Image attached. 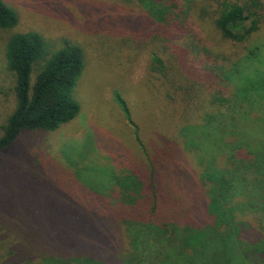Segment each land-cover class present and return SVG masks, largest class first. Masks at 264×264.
<instances>
[{
  "label": "trees",
  "instance_id": "16d2710c",
  "mask_svg": "<svg viewBox=\"0 0 264 264\" xmlns=\"http://www.w3.org/2000/svg\"><path fill=\"white\" fill-rule=\"evenodd\" d=\"M130 1L138 15L116 20L106 34L90 26L85 36L106 48L105 73L112 77L114 59L126 71L144 46L162 43L142 86L152 103L149 118L137 115L130 95L114 92L111 102L121 126L131 128L135 168L114 176L111 194L97 203L99 214L76 216L55 235L49 224L51 231L40 228L35 239L29 232L35 228L17 220L0 243L16 245L13 257L17 237L39 243L36 254L49 248L47 259L34 263L27 252L24 264H264V44L254 42L264 32V0ZM17 25L0 0L14 98L0 155L24 132L54 133L77 119L75 90L90 62L81 45L65 40L50 49L36 32H14ZM22 154L0 198L52 193L50 160L32 150ZM107 231L109 242L130 246L125 255L97 247Z\"/></svg>",
  "mask_w": 264,
  "mask_h": 264
},
{
  "label": "rangeland",
  "instance_id": "374dc122",
  "mask_svg": "<svg viewBox=\"0 0 264 264\" xmlns=\"http://www.w3.org/2000/svg\"><path fill=\"white\" fill-rule=\"evenodd\" d=\"M3 1L18 17L17 29L14 32H36L44 38L50 49L63 46L65 40L79 44L87 51L90 60L80 85L75 90V99L81 108L77 119L54 133L37 132L25 135L28 132H24L21 140L18 139L0 155V186L3 191L9 186L10 170L21 164L17 159L22 158L25 150L27 153L31 150L38 152L39 157L50 160L51 174L47 175L46 179L52 193L15 199L6 198L5 194L4 199L0 198V235L5 234V230L13 232L10 224L18 220L30 230L35 228L29 231L31 234L36 232L33 234L35 239L39 236L40 228L49 232L51 225V234L55 235L60 229H64L62 226H73L76 216L99 214L101 211L96 210L97 203L103 200L104 195L111 194L114 176L126 174L135 168L133 162L136 157H130L134 150L130 142L131 128L121 126L118 122L121 118L120 110L111 102L114 92L123 98L130 95L139 108L137 115L149 118L152 103L150 97L142 92V86L150 78L148 71L152 54H161L162 43L153 41L144 46L132 59L126 71L121 70L124 61L120 63L114 59L115 66L110 68L114 73L112 77L105 73L108 72L106 48L96 43L94 36H85V32L89 33L91 26L99 31L98 33L106 34L108 30L105 29L115 27L116 20H130L133 18L131 15H138L139 8L134 5V1ZM182 1L188 4L190 0ZM8 32L10 31L0 30V135L1 127L14 106V98L8 88L12 87V76L7 73L5 65ZM254 40L256 44H264V32L255 36ZM247 44L249 47L250 44ZM107 75L110 76V83L107 82ZM34 78L35 76H31L32 81ZM139 129L141 130L140 126ZM144 130L143 127V133L146 135ZM136 164L141 166L139 162ZM76 177L80 183L76 182ZM41 181L43 179L38 180V185L43 184ZM50 221L54 222L51 224ZM17 226L21 228L19 224ZM17 232L20 233V230ZM109 235L110 232L107 231L106 239L97 247L108 252L117 251L116 257L125 255L130 246L125 242H109ZM17 239L20 245L15 257L12 256V249L16 245L12 247V244L0 243V264H24L25 256H29L27 252L34 259L32 263L41 258L47 259L49 248H43L36 254L37 249L33 247H38L39 243L28 240V247L24 238ZM50 253L52 258L56 256L54 250L50 249ZM108 263L122 264L121 261Z\"/></svg>",
  "mask_w": 264,
  "mask_h": 264
}]
</instances>
